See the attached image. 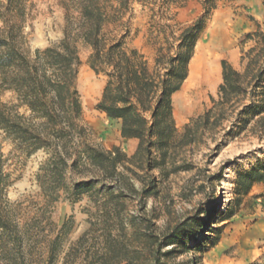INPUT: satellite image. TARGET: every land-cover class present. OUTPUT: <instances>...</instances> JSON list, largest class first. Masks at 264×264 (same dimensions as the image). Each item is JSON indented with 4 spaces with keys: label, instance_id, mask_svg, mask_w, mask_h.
I'll return each instance as SVG.
<instances>
[{
    "label": "rangeland",
    "instance_id": "obj_1",
    "mask_svg": "<svg viewBox=\"0 0 264 264\" xmlns=\"http://www.w3.org/2000/svg\"><path fill=\"white\" fill-rule=\"evenodd\" d=\"M263 1L219 0L208 16L193 57L199 52L204 59L214 60L219 78L212 88L198 90V103L190 112L181 113L174 107L176 103L190 101L197 91L190 89L187 79L172 95L174 123L179 133L190 119L211 108V97L217 99L221 61L239 69L246 33L255 30L256 23L264 32ZM78 3V0H0V30L13 26L22 50L32 55L35 49H45L66 35L73 40L80 22ZM200 15V0L179 4L153 0L146 5L130 1L121 21L105 30L111 31V37L128 30L129 46L139 49L152 63L154 48L146 42L149 43L156 25L178 23V27H185ZM178 27L174 26L176 30ZM251 44L243 45L244 49ZM89 53V48L78 44L80 65L75 87L82 110L79 125L86 127L89 143L107 150L117 147L132 156L138 141L123 139L119 124L95 109L104 78L90 70ZM0 103L17 104L15 93L0 88ZM17 111L29 115L23 108ZM0 153L10 183L4 197L11 217L25 236L23 251L28 264H48L50 242L67 221L69 231L66 236L61 234L51 264H88L90 260L101 262V258L105 264H124L128 259L132 264H152L153 256L159 259L158 264H264V185H254L239 198L233 194L236 174L264 160V137L258 141L245 133L233 139L223 137V131L204 134L198 145L176 155V165L187 163L192 170L166 175L170 168L165 173L158 168L139 171L142 182L135 180V189L139 192L142 183L148 185L153 180V193L147 196L127 193L120 219L106 225L93 215L94 201L89 195L72 202L62 191L57 201L43 193L37 174L49 156L44 150L26 157L0 129ZM70 176L68 173L67 181ZM195 221L203 224V228L199 229ZM184 222L191 226V233L181 243H163ZM194 230H199L197 239L193 237ZM81 237L84 240L78 246L76 242ZM108 251L116 255H107Z\"/></svg>",
    "mask_w": 264,
    "mask_h": 264
},
{
    "label": "trees",
    "instance_id": "obj_2",
    "mask_svg": "<svg viewBox=\"0 0 264 264\" xmlns=\"http://www.w3.org/2000/svg\"><path fill=\"white\" fill-rule=\"evenodd\" d=\"M130 1L146 5L153 0H78L80 22L73 40L66 35L45 49H35L32 55L22 50L13 26L0 30V88L12 91L17 99V104L11 106L0 103V129L26 157L40 149L49 154L37 174L48 198L57 201L62 191L66 199L77 202L87 194L94 201L93 215L105 225L120 219L127 193H153V180L150 185L142 183L139 192L135 189L134 181L142 182L139 171L158 168L163 173L170 168L164 172L166 175L192 170L187 163L176 165V155L198 145L204 134L223 131V137L233 139L245 133L258 141L264 137V32L260 25L256 23V29L246 33L242 41L243 45L252 44L246 50L242 45L239 69L221 61V83L217 99L211 97V108L190 119L179 133L172 95L189 75L199 33L219 0H200L202 15L185 27H178V23L156 25L146 42L154 48L152 63L139 49L129 46L128 30L118 37H111V31L105 30L121 21ZM160 1L179 4L187 0ZM78 44L90 49L87 64L96 76L104 78L95 109L119 124L123 139L138 141L132 156L117 147L107 150L89 143L86 127L79 125L82 110L75 87L80 65ZM18 108L29 115L21 114ZM1 158L0 153V264H28L23 251L25 236L11 217L4 197L10 183ZM258 184L264 185V160L236 174L233 194L245 196ZM69 222L51 240L48 264L54 262L60 237L68 233ZM195 222L199 229L203 228V224ZM190 227L188 222L180 224L163 243H181L191 233ZM198 233L194 230L195 239ZM83 240L81 237L76 245ZM108 252L107 255H116ZM103 259L90 260L88 264H105ZM158 261L153 256L152 264ZM124 264L132 261L128 259Z\"/></svg>",
    "mask_w": 264,
    "mask_h": 264
},
{
    "label": "bare ground",
    "instance_id": "obj_3",
    "mask_svg": "<svg viewBox=\"0 0 264 264\" xmlns=\"http://www.w3.org/2000/svg\"><path fill=\"white\" fill-rule=\"evenodd\" d=\"M188 71V86L191 87L190 89L197 91L194 92L195 95L190 101H186L187 104L185 102L174 104V107H176L181 113H186L193 110L198 103V90H208L212 88L217 83L219 78V70L216 67L214 60L209 61L208 59H204V57L199 52H196V55L191 59Z\"/></svg>",
    "mask_w": 264,
    "mask_h": 264
}]
</instances>
